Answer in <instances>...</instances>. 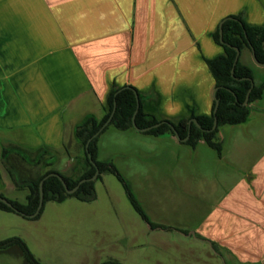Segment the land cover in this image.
<instances>
[{"label": "crops", "instance_id": "obj_1", "mask_svg": "<svg viewBox=\"0 0 264 264\" xmlns=\"http://www.w3.org/2000/svg\"><path fill=\"white\" fill-rule=\"evenodd\" d=\"M117 5L125 12L119 11L114 27L86 25L66 32L45 0H0V74L17 75L13 81L0 82L1 197L25 203L29 190L17 186L15 179H35L49 168L70 177L63 170H71L69 161L82 157L75 128L87 116L97 121L104 116L113 85L135 87L143 110L158 120L176 122L192 112L209 114L214 81L205 58L223 51L214 42L213 32L229 15H241L249 25L264 26V0H154L142 14L141 4L134 0ZM239 58L249 67L248 61L253 63L250 49L244 48ZM253 75L255 84L264 85V67L257 66ZM240 125L242 141L257 142L264 136V91L249 104V116ZM202 142L190 147L174 134L155 136L112 126L98 136L96 158L118 167L158 150L168 161L176 156L178 166L191 167L198 174L204 159L198 152ZM9 146L27 153L49 149L55 155L54 166L29 165L11 152L7 157L11 172L2 158L3 148ZM69 152L73 153L67 159ZM222 152L219 158L225 161L224 147ZM83 169L80 162L79 174ZM255 171L264 172V158ZM251 180L250 176L240 180L224 200ZM106 181L105 173L95 180L90 201L75 197L47 201L36 219L0 210V241L18 237L42 263L51 264L45 255L60 250L65 242L53 237L61 232L65 219L74 233L81 224L96 234L118 232L117 218L109 227L104 222L107 209L96 204L111 194ZM109 201L115 203L113 198ZM129 214V221H139ZM51 236L54 242L50 244ZM0 264L23 262L13 253H0ZM70 264H75L74 259Z\"/></svg>", "mask_w": 264, "mask_h": 264}, {"label": "rangeland", "instance_id": "obj_2", "mask_svg": "<svg viewBox=\"0 0 264 264\" xmlns=\"http://www.w3.org/2000/svg\"><path fill=\"white\" fill-rule=\"evenodd\" d=\"M45 1L67 32L86 25L114 27L119 11L125 12L117 3L133 0ZM134 1L141 4L142 14L147 13V4L154 0ZM248 64L254 74L257 66L250 60ZM16 77L0 74V82L13 81ZM242 127L240 124L219 126L216 138L222 144V151L224 147L225 161L205 142L199 143L198 152L204 159L198 174L191 172V167L178 166L176 156L174 161H168L158 150L152 156L141 155L142 162H121L115 166L148 219L170 228H152L142 221L122 184L113 174L105 173L111 194L101 197L96 204L99 209H107L104 222L109 227L114 226L117 218L118 232H113L115 227L113 233L96 234L81 224L74 233L65 219L61 232L53 235L65 242L60 250L46 253L45 258L51 264H70L73 259L75 264H99L103 259H113L119 264H264V172L255 171L264 158V136L257 142L242 141ZM79 149L81 160L69 161L71 170H63L73 179L78 177L79 163L83 164L81 144ZM72 153H68L67 159ZM49 157L43 154L41 159ZM249 176L251 183L238 187L236 195L225 201L236 184ZM112 198L115 203L109 201ZM128 212L139 221H129ZM53 237L49 238L50 244ZM68 244L74 245L68 249Z\"/></svg>", "mask_w": 264, "mask_h": 264}, {"label": "trees", "instance_id": "obj_3", "mask_svg": "<svg viewBox=\"0 0 264 264\" xmlns=\"http://www.w3.org/2000/svg\"><path fill=\"white\" fill-rule=\"evenodd\" d=\"M222 23V40L219 39V28H217L213 34V40L219 44L223 51L212 58H205L207 67L212 75L214 81V87H217L216 97L219 101L215 114L212 113L215 102L212 101V107L209 114H195L192 112L187 118H180L176 122L170 120H158L154 115L146 113L143 110L140 94L138 93V108L135 114V123L137 127L144 128L151 126L158 122H161L157 127L151 128L145 131V134L161 135L164 133L174 134L170 125L174 127L179 138H184L188 134V138L185 141L190 147H195L197 143L202 140L208 147L213 149L218 156L222 152V144L217 140V132L219 126L222 125H236L245 122L249 116V104L260 98L264 91L263 84H255L252 70L249 66L243 64L238 56L237 61L234 62L236 51L234 47H237L241 52L244 48H253L257 61L264 62V26L249 25L246 23L241 15H229ZM233 68V74L231 69ZM252 87L248 96L246 105H242L246 93L251 86ZM119 88L113 87L108 93L106 98V113L100 120H96L93 116H87L79 125L75 128V137L80 140L83 147V171L78 175L76 179L65 176L55 169L49 168L43 171L35 179L26 178L25 180H16L17 186H26L29 193L25 203H19L15 200L7 199L12 207H8L6 204L0 202V210L16 212L24 217L32 214L38 204L39 199V182L46 175L51 172L59 173L68 189L73 188L79 180L91 177L95 172V166L99 170V173L95 180L101 177V174L109 173L113 174L117 180L122 184L127 198L139 217L147 223L150 227L170 228L168 226L159 225L151 222L145 211L143 210L140 202L131 191L127 181L117 170V168L110 162H103L97 160V139L98 136L109 126L112 125L118 130L133 129L131 118L136 109V99L133 90L135 87L124 88L118 91ZM118 91V92H117ZM137 91V90H136ZM115 101V110L109 123L102 129V131L91 139L87 148L85 143L89 137H91L106 121L110 115L113 103ZM216 118V127L211 130L213 119ZM194 118L199 127L191 122L188 128V120ZM13 152L18 155L23 161L29 165L43 164L44 166H50L54 160V156L50 153L49 149H40L35 153H27L16 149L15 147H4L2 150V158L4 163L10 170L7 163L8 155ZM43 154H49L50 157L42 161ZM90 154L91 160L95 163L92 165L88 158ZM40 155V156H39ZM39 156V157H38ZM11 171V170H10ZM12 172V171H11ZM85 181L82 182L77 190L71 194L67 193L61 183V181L55 176H49L44 179L42 184L43 190V204L39 213L33 217L36 219L40 216L44 204L47 201L61 202L67 197H75L81 201H90L94 198V182ZM0 253H13L22 259L23 264H44L32 253L26 243L18 238L11 237L0 241ZM100 264H117V261L108 259L102 261Z\"/></svg>", "mask_w": 264, "mask_h": 264}, {"label": "water", "instance_id": "obj_4", "mask_svg": "<svg viewBox=\"0 0 264 264\" xmlns=\"http://www.w3.org/2000/svg\"><path fill=\"white\" fill-rule=\"evenodd\" d=\"M227 18H230V17H226V18L222 19L221 22L219 23V26H218V28H219V39H220V42H221V43H223V40H222V28H221V26H222V23H223ZM263 44H264V41H263ZM250 48H251V59H252L253 63H254L255 65L259 66V67H264V62H259V61H257V59H256V57H255V54H254V51H253V48H252V47H250ZM234 49H235V51H236V56H235V58H234L233 66H234L235 62L237 61V58H238L239 53H240V51H239V49H238L237 47H234ZM231 74H233V68L231 69ZM251 87H252V82H251V86H250V88L248 89V91H247V93H246V96H245V99H244L242 105H246V104H247L248 96H249V93H250ZM124 88H130V86H123V87H120V88L118 89V91H120V90H122V89H124ZM216 90H217V87H214L213 90H212V93H211L212 99H213V101L215 102V105H214L213 110H212V113H213V114H215V112H216V110H217V107H218V103H219V101H218V99H217V97H216ZM118 91H117V92H118ZM133 92H134L135 99H136V109L134 110V113H133L132 118H131V123H132V127H133V129H135L136 131L145 132V131H147V130H149V129H151V128H154V127H157L158 125H160L161 122H158V123H156V124H153V125H151V126H147V127H144V128H139V127H137V125H136V123H135V114H136V112H137V108H138V93H137L136 90H133ZM114 110H115V101H114V103H113V108H112V111H111L110 115L108 116V118L106 119V121L101 125V127H100V128H99V129H98V130H97V131H96L91 137H89V138L87 139V141H86V143H85V148H87V146H88L89 142L91 141V139L94 138L95 136H97V135L102 131V129H103V128L109 123V121L111 120V117H112V115H113V113H114ZM191 122H193L197 127H199V124L197 123V121H196L194 118H190V119L188 120V128L190 127ZM216 124H217V122H216V118L214 117V119H213V124H212V127H211V130H213V129L216 127ZM170 127H171V129H172V131H173V133H174V137H175L176 139H178V140H180V141H186V140H187V138H188V134H187V136L184 137V138H179V136H178L176 130L174 129V127H173L172 125H170ZM88 158H89L90 162L92 163V165L95 166V163L91 160L90 154H88ZM98 173H99V170H98L97 167L95 166V172H94V174H93L91 177H89V178H84V179L79 180L78 183H77L73 188H71V189H68V188H67L65 182L63 181V179H62L61 175H59V173H55V172H51V173H49V174L46 175L42 180H40V182H39V199H38L37 207H36L35 211H34L32 214L27 215V217H29V218H33L34 216H36V215L39 213L40 208H41V206H42V204H43V190H42V184H43L44 179H46L47 177H49V176H55V177H57V178L61 181V183H62V185H63L65 191H66L67 193L71 194V193H73V192H75V191L77 190V188L79 187V185H80L82 182H85V181H93V180H95L96 177H97V175H98ZM0 202L6 204L8 207H12L11 203H10L6 198H4V197H1V196H0Z\"/></svg>", "mask_w": 264, "mask_h": 264}]
</instances>
